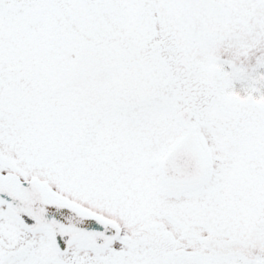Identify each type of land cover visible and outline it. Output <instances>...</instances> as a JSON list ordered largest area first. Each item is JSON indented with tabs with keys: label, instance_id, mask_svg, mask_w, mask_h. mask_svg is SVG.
Wrapping results in <instances>:
<instances>
[{
	"label": "snow or ice",
	"instance_id": "snow-or-ice-1",
	"mask_svg": "<svg viewBox=\"0 0 264 264\" xmlns=\"http://www.w3.org/2000/svg\"><path fill=\"white\" fill-rule=\"evenodd\" d=\"M0 264H264V0H0Z\"/></svg>",
	"mask_w": 264,
	"mask_h": 264
}]
</instances>
